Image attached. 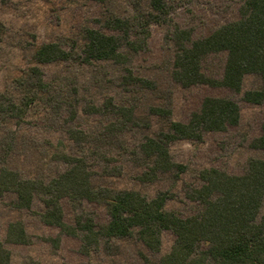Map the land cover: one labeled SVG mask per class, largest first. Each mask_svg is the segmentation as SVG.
<instances>
[{
  "label": "rangeland",
  "instance_id": "1",
  "mask_svg": "<svg viewBox=\"0 0 264 264\" xmlns=\"http://www.w3.org/2000/svg\"><path fill=\"white\" fill-rule=\"evenodd\" d=\"M169 12L161 22H151L146 47L128 54L126 63L83 60L85 29L95 28L107 34H121L108 23L113 17L129 18L134 25L132 38L141 30L151 11L149 0H0V169L7 166L24 178L45 181L59 175L67 165L53 158L54 145L66 144L69 153L84 156L94 172L97 187L137 190L148 197L167 191L173 195L166 209L186 216L198 213L202 205L192 201L187 191L202 182L201 169L216 167L231 174H243L248 159L264 158V150L252 142L262 134L264 103L243 100L242 93L226 87L206 84L184 87L174 80L172 71L176 55L173 33L176 28L191 30L192 38L211 34L219 26L239 19L244 0H166ZM57 42L71 51L70 60L39 64L34 53L46 42ZM226 52L209 56L203 63L210 75L223 72ZM38 66L51 84L49 93H42L30 106L24 118L12 116L8 103H20L26 94L31 68ZM150 80L152 87L128 81L129 73ZM28 83H24V82ZM261 78L248 75L243 90L261 86ZM207 96L234 99L241 108L237 125L225 131L206 132L202 140L179 139L170 143L176 162L187 171L179 178L171 173L160 174L153 182L139 176L151 162L140 150L147 137L167 131L171 120L187 122L193 111L200 109ZM111 101L117 106L134 108L135 124L126 131L110 134L107 126L116 120ZM91 106L103 107V114L90 113ZM160 106L170 109V116L151 112ZM74 113V116H73ZM70 129H80L87 139L76 142ZM106 130L108 132H106ZM113 167H118L113 169ZM13 192L0 191V240L5 242L10 222L22 220L29 234L27 244L5 242L11 253L10 264H146L158 262L172 247L175 236L162 234L159 252H153L137 237L104 239L97 249L85 254L81 236L65 234L56 226L45 224L39 214L45 210L40 196L32 207L19 209ZM65 221L73 225L79 215H91L98 224L109 220L104 204L88 200L62 199ZM60 236L57 243L46 237Z\"/></svg>",
  "mask_w": 264,
  "mask_h": 264
},
{
  "label": "trees",
  "instance_id": "2",
  "mask_svg": "<svg viewBox=\"0 0 264 264\" xmlns=\"http://www.w3.org/2000/svg\"><path fill=\"white\" fill-rule=\"evenodd\" d=\"M151 8L142 22L141 30L132 38L134 25L129 18L113 17L109 25L121 34H107L99 29H85L83 60L114 61L126 63L128 54L124 46L132 51L146 47V38L151 22H161L168 14L166 0H149ZM176 55L172 75L184 87L206 84L212 87H226L242 93L244 101L254 104L264 103V0H244L240 7V18L216 28L211 34L192 38L191 30L176 28L173 33ZM226 52L223 72L220 76L210 75L203 63L211 55ZM71 51L59 43H43L34 53L39 64L70 60ZM33 84L20 103L10 102L7 108L12 116L24 118L30 106L42 93L52 90L38 66L31 68ZM248 75L261 78V86L243 90ZM128 81H137L142 86L152 87L153 83L129 73ZM28 83V82H24ZM112 108L116 120L107 129L110 134H118L135 124L134 108L117 106L111 101L105 106ZM90 113L103 114L102 107L91 106ZM151 112L170 116L171 110L155 106ZM74 116V113H73ZM241 117L238 102L228 97L207 96L200 109L193 111L187 122L171 120L167 131L154 137H147L140 144V150L151 165L139 178L153 182L160 174L171 173L179 178L187 171L184 163L176 162L170 153V143L179 139L202 140L206 132L225 131L237 125ZM106 130V132H108ZM70 137L76 142L87 139L80 129H70ZM252 146L264 150V125L262 134L255 138ZM53 158L63 162L67 168L50 180L24 178L16 170L7 166L0 169V191L13 192L19 209L32 207L36 196L44 202L45 210L39 214L48 225L56 226L62 233L81 236V250L89 254L97 249L104 239L137 237L153 252L162 246V234L171 231L175 240L171 250L158 262L146 259V264H264V158L248 159L247 170L243 174H231L216 167L200 170L201 184L191 187L187 196L202 205L196 214L183 216L166 209L173 195L167 191L158 192L154 197L129 189L97 187L92 181L94 172L86 157L69 153L66 144L59 141L54 146ZM118 167H113V169ZM88 200L105 205L109 220L98 224L91 215H79L73 225L64 218L62 199ZM57 243L60 236L46 237ZM5 242L27 244L29 234L22 220L9 223ZM0 240V264L11 263V253ZM32 264H40L37 261ZM94 264V263H87Z\"/></svg>",
  "mask_w": 264,
  "mask_h": 264
}]
</instances>
